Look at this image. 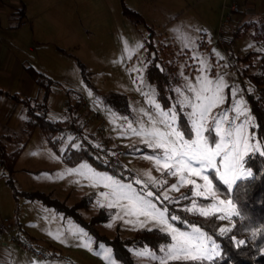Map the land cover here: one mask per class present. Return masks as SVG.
<instances>
[{"label":"rangeland","instance_id":"374dc122","mask_svg":"<svg viewBox=\"0 0 264 264\" xmlns=\"http://www.w3.org/2000/svg\"><path fill=\"white\" fill-rule=\"evenodd\" d=\"M30 13L34 41L47 50L42 64L53 80L50 119L70 118L82 132L101 146H118L131 178H121L94 168L86 161L65 164L36 129L26 141L24 131L16 135L21 147L15 164L14 184L19 191L40 190L74 204L84 195L92 197L80 209L89 220L100 208L109 217L94 227L112 238L130 237L143 228H158L171 241L158 251L147 246L130 248L136 264H164L168 260L213 259L219 244L197 226L181 229L156 201L190 186L194 193L211 198L203 213L218 212L220 232H227L237 215L231 199L214 191L209 171L229 188L251 176L244 165L249 152L264 153L251 130L255 126L246 94L254 87L247 75L264 68V44L253 37L251 28L232 42L234 30L245 21L243 0L239 11L229 12V0H36ZM261 7L264 0H254ZM122 4L143 17L137 23L122 12ZM228 21L218 33L219 24ZM149 28L154 32V49L145 44ZM222 40L223 42H219ZM36 43V48L39 43ZM255 51L250 63L236 61ZM170 77L173 97L164 107L157 90L147 78L149 62ZM82 63L86 77L82 74ZM113 92L128 95L133 117L122 116L106 102ZM182 112L192 129L186 138L178 126ZM217 137L210 144L206 130ZM76 134L62 135L66 143ZM127 150V151H126ZM0 214L18 219L29 235V244L19 230L16 238L31 253L16 247L10 264H121L111 248L96 243L95 237L71 216L56 211L37 199L15 196L5 177H0ZM264 251V248H263ZM8 264V263H7Z\"/></svg>","mask_w":264,"mask_h":264},{"label":"trees","instance_id":"16d2710c","mask_svg":"<svg viewBox=\"0 0 264 264\" xmlns=\"http://www.w3.org/2000/svg\"><path fill=\"white\" fill-rule=\"evenodd\" d=\"M122 12L137 23L143 22V17L125 4H122ZM256 17L254 20L245 21L237 26L230 42L252 28L254 30L253 37L260 39L264 44V11ZM153 34V30L149 28L148 39L145 42L148 53L154 49ZM254 54L257 53L248 51L244 56L236 57V61L250 63V58ZM260 60H264V54ZM79 65L85 78V69L82 63ZM25 68L36 84L38 96L25 97L1 89L0 94L8 96L23 106L26 114V136L30 137L36 129H39L52 151L59 154L67 165L74 166L86 161L98 170L121 178H131L130 170L120 158V154L124 151L122 148L101 146L94 142L93 136L86 138L82 135L79 137V144L74 146V140L78 133L82 132V129L76 128L74 121L70 118L53 120L47 116L50 108L49 99L53 92L52 78L32 65H27ZM247 77L254 87L253 92L246 94L255 122V126L251 130L255 132L257 140L264 148V68L261 67L257 73L248 74ZM147 78L155 85L157 98L162 105L168 107L170 98L174 96L170 87V77L165 70L158 66L156 57L148 64ZM105 100L116 113L133 117L127 94L113 92L108 94ZM178 126L186 138L192 136L191 126L182 112H179ZM68 133L76 135L65 143L62 135ZM205 134L209 143L214 144L217 139L216 135L210 129H207ZM8 139H10L9 136H0V167L4 171L6 183L16 197L23 196L28 199L40 200L56 211L71 216L94 235L96 243L108 245L114 258L121 264H136L130 251L132 247L147 246L158 251L170 243V235L158 228L139 229L132 236L125 238L118 234L109 238L99 233L94 225L107 220L109 213L105 208H100L89 220L84 219L79 210L89 204L92 199L89 195H84L74 204L67 205L64 201L53 197L50 192L17 190L14 184V166L21 147L11 151L7 150L6 141ZM243 162L251 170V176L238 179L231 188L225 185L212 169L209 171L214 191L223 199H231L237 209L233 224L225 233L220 232L222 220L218 212L203 213L198 210V208L209 207L212 202L211 198L194 193L190 186L181 189L172 196L156 201L161 208L166 210L167 216L177 227L181 229H189L191 226L202 228L220 247V254L213 259H172L164 264H264V153L249 152ZM19 231V234H22L29 244L36 241L34 236L22 230Z\"/></svg>","mask_w":264,"mask_h":264},{"label":"crops","instance_id":"0c3cea01","mask_svg":"<svg viewBox=\"0 0 264 264\" xmlns=\"http://www.w3.org/2000/svg\"><path fill=\"white\" fill-rule=\"evenodd\" d=\"M34 4L40 11L41 3L36 0H0V89L25 97L38 96L36 84L25 68L27 65H32L49 76L51 74L42 64L47 54V50L41 46L44 41L39 43L33 38L32 24L39 17L38 15L34 18L30 13V7ZM243 5V18L246 19L263 9L264 3L259 7L255 5L254 0H243ZM37 42L39 47L36 48ZM25 125L26 114L23 106L8 96L0 94V136L10 137L6 141L7 150L15 149L13 147L17 143L16 135L21 133L20 131L25 133ZM25 137L28 141L31 136L27 137L25 133ZM2 176L4 177V171L0 167V177ZM3 217L6 215L0 214V220ZM12 221L15 224L14 230L0 233V240L12 233L15 234L14 231L17 229L27 233L18 219H12ZM15 247L12 243L0 244V264L11 263Z\"/></svg>","mask_w":264,"mask_h":264},{"label":"built area","instance_id":"2783aa9c","mask_svg":"<svg viewBox=\"0 0 264 264\" xmlns=\"http://www.w3.org/2000/svg\"><path fill=\"white\" fill-rule=\"evenodd\" d=\"M228 8L229 12H237L239 11V5H238V0H229V2L224 4V7ZM224 20H222V23L219 24L218 27V33H222L225 27H222L223 23L226 24L228 21V14L223 15ZM219 42H223L220 40ZM15 227L14 222L8 218V217H3L0 220V233L4 232H10L13 231ZM15 244L19 249L25 251L27 254H30L32 251L31 249L27 246V244H24V242L17 240L16 234L12 233L10 236L7 238H4L0 240L1 245H8V244Z\"/></svg>","mask_w":264,"mask_h":264}]
</instances>
